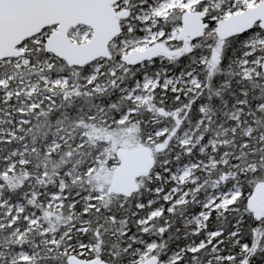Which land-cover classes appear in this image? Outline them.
Returning a JSON list of instances; mask_svg holds the SVG:
<instances>
[{
    "label": "snow or ice",
    "instance_id": "1",
    "mask_svg": "<svg viewBox=\"0 0 264 264\" xmlns=\"http://www.w3.org/2000/svg\"><path fill=\"white\" fill-rule=\"evenodd\" d=\"M0 264H264V0H0Z\"/></svg>",
    "mask_w": 264,
    "mask_h": 264
}]
</instances>
